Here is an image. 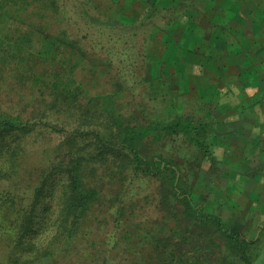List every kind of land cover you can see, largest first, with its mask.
I'll return each mask as SVG.
<instances>
[{
    "label": "trees",
    "instance_id": "obj_1",
    "mask_svg": "<svg viewBox=\"0 0 264 264\" xmlns=\"http://www.w3.org/2000/svg\"><path fill=\"white\" fill-rule=\"evenodd\" d=\"M165 2L0 0V264H174L157 234L173 243L164 221L180 205L186 231L193 219L238 237L190 198L174 160L143 150L179 131L213 165L210 119L169 104L145 122L138 101L125 107L168 31L162 12L184 6Z\"/></svg>",
    "mask_w": 264,
    "mask_h": 264
},
{
    "label": "rangeland",
    "instance_id": "obj_2",
    "mask_svg": "<svg viewBox=\"0 0 264 264\" xmlns=\"http://www.w3.org/2000/svg\"><path fill=\"white\" fill-rule=\"evenodd\" d=\"M158 1L162 6L166 3L165 0H156V3ZM168 1L172 4V0ZM179 1V5H184V8L190 3V0ZM185 9L187 11L180 10L170 16H165V12H162L161 26L165 27L169 22L170 24L167 27V32L164 33V30H160L153 39L151 52L144 64L143 75L146 76V79L139 85L135 83V86H132V82L129 81L130 89L135 90L134 102L130 101L125 107L132 109L138 107L139 105H136L137 102H135L138 101L139 108L144 113L145 122L154 121L160 117L164 118L165 108L170 106L169 104L174 105V110L179 115L196 113L199 116L209 117L210 111L206 113L204 107H200L206 102L214 100V102L224 103L223 94L229 98L243 97V92L236 91L238 81L233 82L234 78L238 77H228L221 72L216 73V65L214 62L211 63L210 57L206 58V54L214 53V59L219 60L222 55L217 50L220 48L219 43L212 40L213 29H209L211 22L198 21L194 9V11L191 8ZM227 9L231 15L241 14L240 8L233 4L229 5ZM217 13L218 16L224 14H220L221 11ZM243 14L245 18H248V14ZM252 14L251 17L256 22L260 20L262 14L264 17V12L261 15L258 13L257 16L255 13ZM229 17L227 18L230 19ZM213 25L217 26L214 28L216 34L226 31V27L222 25ZM257 29L258 27L254 30ZM180 32H182L181 36H178ZM253 32L258 35V32ZM235 48L237 47L234 46ZM238 53L236 52L234 58L229 59V65L237 64L235 58ZM237 59L239 60L240 56ZM246 59V66L250 69L254 67L255 71L254 61L256 59L254 56H246ZM252 61L253 63H251ZM238 66L242 67L243 62ZM253 76L254 72L252 76H247V79L250 80L249 83L252 86L258 87L259 84L253 80ZM223 84L225 85L223 86ZM125 86L127 87L126 84ZM221 86L226 89L235 88V90L233 94L231 92L221 94L217 90ZM215 92L218 95H214ZM163 94L167 95L163 96ZM210 110H215L217 116L221 117V107L211 106ZM204 138V143L211 148L214 155L213 165L204 158L205 152L199 150L196 144L189 141L179 131L169 135L162 134L155 141L148 140L143 150L147 155L159 154L164 159L174 160L182 171L181 186L187 188L191 193L190 198L195 202L199 199L205 213L219 218L221 224L238 237L228 239L216 225L208 224L203 227L201 223H196L193 219L192 225L189 227L190 231H186L185 220L181 215L183 206L180 205L175 209L176 218L173 224L169 225L168 218L164 221L165 229L176 228L173 243L167 246L169 242L166 241L167 230H160L157 234V237H161L165 242L162 250L165 252L166 261L169 262L170 259H173L174 264H264V236L256 235V229L253 230L252 227V220L245 217L242 209L238 208L236 203L235 183L238 173L236 169H231L227 163L235 162L237 156L234 155L231 159L226 154L225 144L219 136ZM227 142L233 143L232 140ZM163 208L164 214L168 215L167 209L169 208L167 206H163ZM150 231L155 232L154 230ZM171 253H173V258L169 256ZM190 254H194V256L190 257Z\"/></svg>",
    "mask_w": 264,
    "mask_h": 264
},
{
    "label": "crops",
    "instance_id": "obj_3",
    "mask_svg": "<svg viewBox=\"0 0 264 264\" xmlns=\"http://www.w3.org/2000/svg\"><path fill=\"white\" fill-rule=\"evenodd\" d=\"M208 1L190 0L185 8L194 9L198 21L211 22L209 29H213L212 40L219 43L220 48L218 47L217 50L222 55L219 60L214 59V53L206 54V58L210 57L211 63L214 62L216 73L221 72L228 77H238L234 78L233 82L238 81L236 91L243 92V97L229 98L223 94L224 103L212 100L200 107H204L206 113L210 111L208 118L214 125L210 137L219 136L225 144L226 154L231 159L232 156H237L235 162L227 163L231 169H236L238 173L235 183L237 206L242 209L248 220H252V227L253 230L256 229V235L264 236V17L263 14L261 15L264 12V0ZM231 4L238 6L241 14L231 15L227 9ZM185 8L183 6V9L180 10L185 12L187 11ZM220 11V14H224L218 16L217 12ZM243 13L248 14V18H245ZM252 13H255L256 16L260 13L258 23L251 17ZM228 16L230 19L227 18ZM213 24L226 27V31L214 33V28L217 26ZM256 27L258 29L254 30ZM253 31L258 32V35H255ZM181 33H178V36ZM234 46L237 48L234 49ZM236 52H239L237 58L240 56V59L235 58L237 64L229 65V59L234 58ZM251 55L256 59L254 61L255 71L254 67L250 69L245 63L246 56ZM242 62L243 66L239 67L238 64ZM253 72L252 78L259 84L258 87L252 86L249 83L250 80L247 79V76H252ZM221 87L217 88L221 94L228 92L233 94L235 90V88ZM214 95H218V93L215 92ZM211 106L221 107V117L217 116L215 110H210ZM231 140L233 143L229 144L227 141Z\"/></svg>",
    "mask_w": 264,
    "mask_h": 264
}]
</instances>
